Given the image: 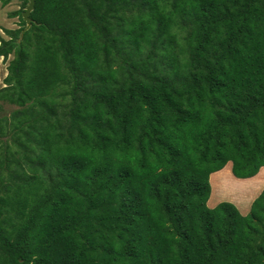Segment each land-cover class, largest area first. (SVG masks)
Instances as JSON below:
<instances>
[{"label":"trees","instance_id":"trees-1","mask_svg":"<svg viewBox=\"0 0 264 264\" xmlns=\"http://www.w3.org/2000/svg\"><path fill=\"white\" fill-rule=\"evenodd\" d=\"M27 2L0 32V264H264V188L208 205L264 167V0H36L22 33Z\"/></svg>","mask_w":264,"mask_h":264},{"label":"rangeland","instance_id":"rangeland-1","mask_svg":"<svg viewBox=\"0 0 264 264\" xmlns=\"http://www.w3.org/2000/svg\"><path fill=\"white\" fill-rule=\"evenodd\" d=\"M15 9H17V8H16V4H15L14 1H13V4L11 3V4L7 5L6 8H0V28H2V29H15V28L18 27V25H19V21H18L19 20V17L12 15V13H13V11ZM1 34L4 35L5 38H8L7 35L3 31H1ZM8 62H9L8 59L7 60H4L2 57H0V88L4 85L3 80H4V77L8 73V70H7ZM12 109H13V106H9L7 108V110L5 111V113L7 115H10V112H11ZM224 168H226V169L228 168L227 171L231 175L232 180L235 183L234 185H237L240 188V192L238 190L237 191H234L233 190L235 193L232 192L231 189H235V188H233L231 186L233 184V182L229 181V179H227V178H225V179L224 178L223 179L221 178L222 176L220 174L222 172H224L223 171ZM260 171H261V169H260ZM218 174H219V176H218ZM233 176L234 175L231 172V163H228L226 166L223 167V169L221 171H218L217 175L216 174L214 176L211 175V184L213 186L212 187L213 190H212V193H211V196H210L208 205L210 207H213V206H215L216 204H218L219 202H221L223 200H229V201L234 202L236 205H238L240 207V209L243 211V213H246L247 211H249V207L251 206L254 198H256L261 193L262 189L264 188V182H263L264 179H261V178H264V177H262V175L261 176L260 175H256L255 177H251V178H255V180L254 179H250V180L257 181V182L254 183L256 185H252V183H249L251 181H244V182H242V180L236 179V177L235 176L233 177ZM258 177L260 178L259 179V182L257 180ZM214 178L215 179L217 178L219 180V184L221 185V188L220 189L222 190V193L220 195L217 194V192H216V194H217L216 196H214V180H215ZM246 182H248V183H246ZM245 184H247V185H245ZM248 185H249V187H248ZM258 185H259V187H258ZM250 186H252V187H250ZM253 186H255V190H256L257 187L258 188H257L256 191L253 190L254 192L251 191V194H249L250 192L248 190L247 191L246 190L245 191L243 190L244 187L245 188H254ZM227 189H230L231 192L229 190H227ZM215 190H217V189H215ZM241 192H242V194H241ZM224 194H227V197H225ZM222 195H223V197H222ZM249 195H251L252 198ZM217 196H220L219 198H221V199L220 200H217V201L216 200L214 201V199H216ZM230 196H231V198H229ZM240 197H241V199H240ZM242 198H243V200H242ZM247 198H250V200H248ZM238 200H242L244 203L242 201H240V204H238L239 203ZM246 200L249 201V204L248 205L245 203ZM241 203L243 205H241ZM244 204H246V205H244ZM245 206H247V207H245Z\"/></svg>","mask_w":264,"mask_h":264},{"label":"bare ground","instance_id":"bare-ground-1","mask_svg":"<svg viewBox=\"0 0 264 264\" xmlns=\"http://www.w3.org/2000/svg\"><path fill=\"white\" fill-rule=\"evenodd\" d=\"M229 167V166H228ZM228 169V168H227ZM227 169L226 168H224V172H222L220 175L222 176L221 178L223 179H225V178H227V179H229V181H231V182H233V184L231 185L233 188H235V189H231V191L232 192H234V191H239L240 192V188L237 186V185H234L235 183H234V181L232 180V177H231V175L228 173V171H227ZM230 170V169H229ZM217 175V174H216ZM257 175H262V177H264V168H263V170L261 169V171L257 174ZM218 176H219V174H218ZM259 176V177H260ZM234 177V176H233ZM257 178V180H258V182H259V179L260 178ZM215 179V178H214ZM213 179V180H214ZM250 179H254L255 180V178H250ZM250 179H246L245 181H251V182H249V183H252V185H256V184H254L255 182H257V181H254V180H250ZM261 179H264V178H261ZM225 182V181H224ZM230 182V183H231ZM242 182H244V181H242ZM264 182V181H263ZM221 183V182H220ZM246 183H248V182H246ZM261 183V182H260ZM230 185V184H229ZM245 185H247V184H245ZM251 185V184H250ZM248 187H249V185H248ZM250 187H252V186H250ZM254 188H245L244 187V191L246 190H248L250 193L249 194H251V191H256L257 190V188L259 187V185H258V187L256 188V190H255V186H253ZM221 188V185L219 184V180L216 178L215 180H214V196H216L217 194H221L222 193V190L220 189ZM215 189H217V190H215ZM227 190H229L230 191V189H227ZM234 190V191H233ZM242 190V191H243ZM230 191V192H231ZM253 191V192H254ZM216 192H217V194H216ZM235 193V192H234ZM233 193V194H234ZM256 193V192H255ZM258 193V192H257ZM228 194V193H227ZM227 194H224L225 195V197H227ZM241 194H242V192H241ZM242 196V195H241ZM250 197H251V195H249ZM220 196H217V198L216 199H214V201L216 200H220L221 198H219ZM222 197H223V195H222ZM248 197V196H247ZM241 198V197H240ZM252 198V197H251ZM239 199V198H238ZM248 200H250V198H247ZM242 200H243V198H242ZM242 200H238L239 201V203L238 204H240V201H242ZM243 202V201H242ZM244 203V202H243ZM245 203L248 205L249 204V201H245ZM246 204H244V205H246ZM241 205H243L242 203H241ZM245 207H247V206H245Z\"/></svg>","mask_w":264,"mask_h":264},{"label":"water","instance_id":"water-1","mask_svg":"<svg viewBox=\"0 0 264 264\" xmlns=\"http://www.w3.org/2000/svg\"><path fill=\"white\" fill-rule=\"evenodd\" d=\"M35 1L36 0H28L26 8L23 11V18L25 19L27 24H26L25 29L22 31V33H24V31L27 30L31 26L32 20H31L30 14L34 9Z\"/></svg>","mask_w":264,"mask_h":264},{"label":"crops","instance_id":"crops-1","mask_svg":"<svg viewBox=\"0 0 264 264\" xmlns=\"http://www.w3.org/2000/svg\"><path fill=\"white\" fill-rule=\"evenodd\" d=\"M13 1L15 2V4H16V8L17 9H15L14 11H16V10H18V9H20L21 8V5H22V0H11L8 4H6V5H0V8H6V6L7 5H9V4H13ZM14 6V5H13ZM13 11V12H14ZM19 21V20H18ZM18 27H19V25H18ZM0 31H3L2 30V28H0ZM263 168V167H262ZM263 170V169H262ZM221 171V170H220ZM218 172H215L214 174H213V176L215 175V174H217ZM236 179H239V180H242V181H245L246 179H250V178H236ZM229 198H231V197H229ZM233 200V199H232ZM215 205V204H214Z\"/></svg>","mask_w":264,"mask_h":264},{"label":"clouds","instance_id":"clouds-1","mask_svg":"<svg viewBox=\"0 0 264 264\" xmlns=\"http://www.w3.org/2000/svg\"><path fill=\"white\" fill-rule=\"evenodd\" d=\"M1 5V4H0ZM4 30V29H2ZM1 32V31H0ZM4 32V31H3ZM0 57H2L4 59V57L2 55H0ZM11 57L9 56L8 59H10ZM218 172V171H217ZM232 172V171H231Z\"/></svg>","mask_w":264,"mask_h":264}]
</instances>
